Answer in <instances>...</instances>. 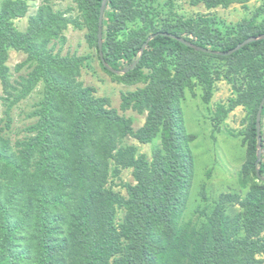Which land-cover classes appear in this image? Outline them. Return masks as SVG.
<instances>
[{
	"label": "trees",
	"instance_id": "1",
	"mask_svg": "<svg viewBox=\"0 0 264 264\" xmlns=\"http://www.w3.org/2000/svg\"><path fill=\"white\" fill-rule=\"evenodd\" d=\"M36 1V0H31ZM56 0L43 3L20 31L15 19L29 12L28 0H0V80L4 88L5 118L0 119V264H264V182L256 173L258 135L256 114L264 97V39L230 56L206 54L179 40L160 35L145 49L138 66L116 75L124 83L144 87L122 95V109L147 113L135 130L132 120L111 108L106 97L79 80L88 59L55 52L65 42L69 25L89 33L98 46L102 0H73L81 17L67 16L72 9L55 10ZM108 0L104 14L103 53L116 70L131 66L150 34L167 32L214 51L226 52L239 43L264 34L260 9L231 30L214 27V19H184L170 10L169 0ZM249 0H189L208 9ZM162 17V28L156 18ZM164 17V18H163ZM142 23V24H141ZM53 44L52 48L51 45ZM9 49L27 54L17 80L7 65ZM175 58V64L168 63ZM206 58L226 62V79L236 97L227 108L218 107L223 120L238 106L249 109L244 131L247 162L243 166L244 196L224 193L213 204L197 207L196 222L188 213L195 181V161L182 117L186 90H203L210 103L215 81ZM150 69L146 73L145 70ZM220 75V74H219ZM43 87L42 98L30 116L23 139L4 135L11 128V110ZM264 176V111L262 114ZM134 138L155 147L153 158L140 154ZM123 169H132L135 184H124L126 195L109 186ZM239 207V211H231ZM124 211L117 222L118 210Z\"/></svg>",
	"mask_w": 264,
	"mask_h": 264
},
{
	"label": "rangeland",
	"instance_id": "2",
	"mask_svg": "<svg viewBox=\"0 0 264 264\" xmlns=\"http://www.w3.org/2000/svg\"><path fill=\"white\" fill-rule=\"evenodd\" d=\"M164 0L155 4L158 9ZM29 3V12L23 18L15 19V25L20 31H26L29 26V19L43 3V0L31 1ZM55 10L62 12L72 9L67 15L75 19L81 17L77 5L73 0H56L53 4ZM263 11L259 17L260 22L264 18V0H249L244 3L232 2L227 7L218 6L208 9L204 4L192 6L189 0H169L165 7V12L172 10L184 19L200 20V18H209L217 21L214 27L222 32L233 33V26L244 19H250L257 11ZM166 15H169L167 13ZM164 18V17H163ZM162 17L156 18V26L162 28ZM142 24V23H141ZM89 30L80 20V26L71 24L63 32L65 42L56 40L54 50H61L63 55L76 54L88 59L86 66L82 69V75L79 78L85 86L95 89V95L106 97L111 102V108L116 109L118 113L132 120V126L135 130L141 128L146 121L147 113L140 114L134 109H122V95L126 92L135 91L144 87V83L129 85L117 77L108 74L101 66L99 54L95 46H91L87 39ZM152 34H150L151 36ZM53 44L51 45L52 48ZM27 59V54L14 49H9V59L7 65L10 68L12 79L17 80L20 75H26L28 69L25 67L18 71V65ZM211 66V73L215 81V91L210 103H205L203 99V90L196 86L195 94L186 90L185 97L181 101L182 117L187 133L195 137L190 143V148L195 161V181L193 194L189 202L188 213L185 220L192 218L194 222L199 220L198 213H195L197 207L212 205L213 201L221 194L232 193L244 196L249 190L250 183L245 182L243 177V166L247 162V144L244 131L248 125L250 116L249 109L245 106H238L229 112L223 120H218V107L227 106L232 98L236 97L234 84L226 79V62L215 58H206ZM170 65L175 64V58H169ZM146 73L150 69L145 70ZM220 74V75H219ZM120 76V75H119ZM43 87L40 86L27 99L21 101L12 107L11 128L6 130L4 135L13 142L23 139L27 132L25 129L34 124L37 118L30 116L36 103L42 98ZM4 88L0 80V119L6 116L5 103L2 100ZM6 123L2 122L1 127ZM126 144H134L138 147L140 154H146L150 160L153 158L155 147L161 144L160 139L153 143L143 144L134 138H127ZM135 184L132 169H123L119 178L112 177L109 186L115 191L126 195L124 184ZM239 207L232 208L231 211H239ZM124 216L123 210H118L117 222ZM264 258V257H263Z\"/></svg>",
	"mask_w": 264,
	"mask_h": 264
},
{
	"label": "water",
	"instance_id": "3",
	"mask_svg": "<svg viewBox=\"0 0 264 264\" xmlns=\"http://www.w3.org/2000/svg\"><path fill=\"white\" fill-rule=\"evenodd\" d=\"M107 2L108 0H102V5L100 8V14H99V21H98V46H99V56L101 58V60L103 61L104 65L114 74L116 75H124L129 73L130 71L134 70L139 62L141 61L143 54L145 52V49L147 48L148 44L155 38H157L160 35L163 36H169L171 38L177 39L179 40L181 43H183L184 45L195 49L196 51H200L206 54H212V55H218V56H230L232 54H234L235 52L239 51L241 48L245 47L246 45L256 42L258 40H263L264 39V34H261L259 36H254V37H250L248 39H246L245 41L239 43L235 48L226 51V52H222V51H214L208 48H204L202 46L196 45L188 40H186L185 38H180L177 37L176 35L167 33V32H158L155 34H152L151 36H149L146 40V42L143 44L141 50H140V56L138 58V60H136L131 66L124 68L123 70H116L113 69L112 67H110L108 65V63L105 61L104 58V53H103V29H104V14L106 11V7H107ZM264 111V97L262 98L259 107H258V111L256 114V129H257V135H258V151H257V160H256V173H257V177L259 178V180L264 182V176L261 174V164H262V158H263V137H262V114Z\"/></svg>",
	"mask_w": 264,
	"mask_h": 264
}]
</instances>
